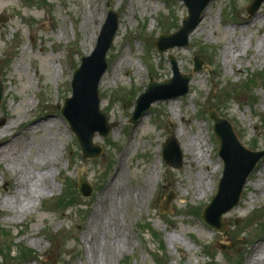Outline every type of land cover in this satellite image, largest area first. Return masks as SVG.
I'll list each match as a JSON object with an SVG mask.
<instances>
[{
  "label": "rangeland",
  "instance_id": "rangeland-1",
  "mask_svg": "<svg viewBox=\"0 0 264 264\" xmlns=\"http://www.w3.org/2000/svg\"><path fill=\"white\" fill-rule=\"evenodd\" d=\"M251 2L212 0L189 34V45L159 53L155 40L176 31L187 15L182 0H0V135L6 134L0 140V264L252 260L264 241V156L238 204L222 215L225 234L201 216L223 170L209 109L233 125L248 149H264V1L250 17L246 8ZM108 7L118 14V28L98 93L99 108L114 126L106 138L97 132L93 136L102 153L83 158L60 109L72 97V76L82 56L97 44ZM237 40H242L240 49H231ZM170 55L182 74L193 72L195 56L202 70L193 72L186 94L152 102L137 124L130 123L149 78L162 82L173 77ZM171 135L182 154L179 169L162 159ZM188 139L196 141V160L202 155L209 169L190 167ZM43 154L50 156L52 187L27 213H17L15 167L22 164L28 172H38L42 164L35 155ZM158 161V178L148 188L141 179ZM80 174L93 187L89 196L78 192ZM197 177L204 190L194 193ZM112 183L106 208L113 213L112 236H105L93 227L91 216L93 209L102 208L98 199ZM107 238H116L117 249L104 248ZM23 246L32 251L15 256L24 252Z\"/></svg>",
  "mask_w": 264,
  "mask_h": 264
},
{
  "label": "water",
  "instance_id": "water-1",
  "mask_svg": "<svg viewBox=\"0 0 264 264\" xmlns=\"http://www.w3.org/2000/svg\"><path fill=\"white\" fill-rule=\"evenodd\" d=\"M183 1L188 9V15L183 18L178 30L158 37L155 46L159 53L175 46L189 45V34L201 20L203 11L211 0ZM263 1L252 0L247 6V13L253 16ZM118 18L117 12L109 8L94 50L90 55L82 56L80 66L73 73L72 97L65 98L61 107L62 114L69 120L73 132L78 137L84 158H95L101 154L102 148L93 143V136L98 132L106 138L114 126L113 123L108 122L107 115L99 108L98 84L108 66L106 54L117 31ZM168 59L171 62L173 77L162 82H156L150 78L147 88L137 98V104L130 118L131 123L136 124L152 102L186 94L193 72L202 70L201 60L197 56L193 59V72L189 74H182L179 71L173 56H168ZM2 95L3 86L0 81V103ZM209 118L214 122L213 132L219 140L218 155L223 160V172L218 190L202 214L208 224L225 233L222 215L238 204L247 178L264 156V150L251 151L246 148L237 138L232 124L225 118H221L216 111L209 109ZM163 158L174 168L179 169L182 166V154L176 138L172 135L163 146ZM78 191L83 196H89L93 191L85 175L79 178ZM172 197V194L166 196L163 209Z\"/></svg>",
  "mask_w": 264,
  "mask_h": 264
},
{
  "label": "bare ground",
  "instance_id": "bare-ground-1",
  "mask_svg": "<svg viewBox=\"0 0 264 264\" xmlns=\"http://www.w3.org/2000/svg\"><path fill=\"white\" fill-rule=\"evenodd\" d=\"M241 41L239 42L237 40L236 43H233L231 46V49H234V50L240 49ZM229 51H230L229 49L226 50L225 52L226 56H228ZM128 64H130V62H128ZM34 123H37V122H34ZM17 134L18 133H15V135ZM5 137H6V134L0 135V140H2ZM9 141L11 140L9 139ZM185 145L187 149L190 151V153L192 154V158L189 161L190 167L192 169H195L200 164H203L205 169H209L207 165L202 163L201 161L202 155L200 156V160L198 161L195 158L196 155L194 154V152L196 149V141L193 142L188 139L185 141ZM35 157L42 164V165H39L40 169L38 170V172H28L27 169L22 164H19L17 165L18 167H15V171L19 172V177L16 180V192L14 194L16 201H14V208L16 209L15 212L20 213V214L27 213L29 209L33 207V205L35 204V200L40 199L52 187L51 184L48 182V177L52 174L51 172L52 169L51 167H49V165H51L50 156H48V154H43L40 157L38 155H35ZM159 164H160V161H158L156 169L151 174L147 175L144 179H141V181L146 185V187L149 188L151 186L152 180L153 181L157 180L158 171L160 167ZM118 175L119 176L124 175L122 170H119ZM200 179L198 177L194 179L196 181L195 182L196 186L192 188L194 193L204 190L203 180H200ZM112 185L114 184L112 183L111 185L107 186L102 198L98 199V203L100 204L102 208L93 209L92 216H91V223L93 227H95L97 230L99 229L100 231H102V233L105 236L108 234L112 236V233H111L112 231L110 229V226L112 225V221H113L111 220L113 217V213L110 212L109 209H106L108 207V204H107L108 198L110 197L111 199V195L113 193L112 192L113 189H111ZM139 196L140 194L138 193L137 197ZM104 217H107V221L105 220L103 221ZM107 245H109L108 248H110V250L117 249L118 243L116 241V238H112V240L108 239V242H106V246H104V248L107 247ZM253 255L254 256L252 260L250 262H247V264H264V241L259 243Z\"/></svg>",
  "mask_w": 264,
  "mask_h": 264
},
{
  "label": "trees",
  "instance_id": "trees-1",
  "mask_svg": "<svg viewBox=\"0 0 264 264\" xmlns=\"http://www.w3.org/2000/svg\"><path fill=\"white\" fill-rule=\"evenodd\" d=\"M23 250H24V252H17V251H18V249H17V250H15V251L17 252V253L15 252V253H16V254H15V256L23 257V256H25V255H28V254H29V252H28V251H32L31 249H27V248H26V247H24V246H23ZM25 252H26V253L28 252V253H27V254H24ZM18 254H19V255H18ZM15 256H11V257H15ZM24 260H25V259H24Z\"/></svg>",
  "mask_w": 264,
  "mask_h": 264
}]
</instances>
